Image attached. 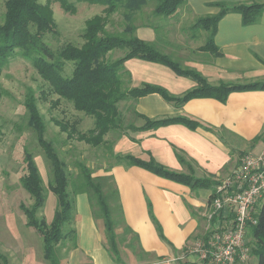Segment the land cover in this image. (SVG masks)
<instances>
[{
	"label": "trees",
	"instance_id": "obj_1",
	"mask_svg": "<svg viewBox=\"0 0 264 264\" xmlns=\"http://www.w3.org/2000/svg\"><path fill=\"white\" fill-rule=\"evenodd\" d=\"M67 12H75V4L70 0H58ZM106 6L105 16L96 15L86 22L82 33L84 43L76 46L68 43L53 49L45 40L49 33L57 32V24L49 5H42L39 0H6L4 20L0 23V70L16 56H21L31 63L40 77L48 84L50 93L56 94L73 104L77 111L94 118V126L86 132L79 130L78 121H56L60 131L67 134L68 139H75L93 147L106 146L111 158L115 161L105 172H110L115 165L126 167H140L159 177L186 185L192 190H212V201L220 182L213 176L196 177L193 173L176 172L159 163L153 157L144 160L132 154L117 153L113 149L114 141L105 137L110 133L121 132L120 138L127 131H147L172 124H182L190 129L202 126L197 120L185 116L163 119H150L134 110L137 118L145 123L140 127L135 124H125L120 104L128 101L137 102L140 98L152 93L160 94L166 101L178 107L196 98H213L226 103L233 92L264 90V82L248 84H220L210 85L197 71L183 68L179 62L166 55L152 43L139 38L136 34L139 26H151L148 22L138 25L137 14L150 0H76ZM187 0H157L153 10L156 16L173 17ZM220 8L219 13L200 17L195 26L203 27L208 36L200 50L217 53L215 34L219 21L228 13L235 12L242 15L243 24L251 25L259 21L264 13V1L252 3H213ZM123 9L124 28L119 32L107 30V20L110 16ZM152 27V26H151ZM124 50V54L114 60L108 54L115 50ZM218 54V53H217ZM141 59L165 65L178 76L190 77L197 82V86L186 91L181 96L170 94L165 88L145 83L131 87V76L125 68L130 59ZM69 63L72 70L68 74ZM48 91H42L41 98L47 100ZM39 98L34 89L29 88L25 96L27 126L34 132L36 141L42 150L51 169L52 180L48 189L57 198V210L50 223L46 218L39 217L47 202L46 188L35 160L34 153L26 149L24 162L26 174L21 179L24 190L32 197L30 206L20 205L27 219V226L34 228L43 238V256L47 264H61L58 247L69 236L76 241V230L64 232L63 228L73 220L74 204L70 198L68 188L70 178L66 163L60 156L54 143L47 139V124L38 106ZM254 140L252 143L255 144ZM180 162L185 163L182 157ZM189 169L191 164L187 163ZM82 179L75 186V194H88L92 207L95 199L99 211L104 219L105 233L108 240V251L116 264H122L120 249L115 232V224L111 218L108 195L105 183L112 179L110 176H92V171L81 165ZM148 211L159 237L170 244L166 238L162 225L154 214L150 200ZM257 223L251 226L252 244H249L250 255L257 258V264H264V204L255 215ZM216 219H214L215 221ZM127 231L134 235L139 243V237L127 226ZM191 237L190 240L196 239ZM189 240V241H190ZM76 247V242H74ZM3 264H9L8 258L0 252Z\"/></svg>",
	"mask_w": 264,
	"mask_h": 264
},
{
	"label": "crops",
	"instance_id": "obj_2",
	"mask_svg": "<svg viewBox=\"0 0 264 264\" xmlns=\"http://www.w3.org/2000/svg\"><path fill=\"white\" fill-rule=\"evenodd\" d=\"M254 1L264 0H187L180 25L189 26L194 21L195 26L198 18L219 13L220 8L212 6L213 3L249 4ZM177 29L181 30L179 26ZM136 34L173 59L177 58L183 68L199 72L210 85L264 82V13L251 25H244L239 13L223 16L215 34L218 54L200 50L207 36L204 44L197 45L194 36L187 40L186 34L179 33L174 37L170 25L164 27L163 33L142 25ZM125 68L130 73L132 87L148 83L181 96L197 86L194 79L178 76L162 64L134 58L125 63ZM136 111L150 119L185 116L201 123L196 129L172 124L147 131L130 130L128 138L120 141L124 149L117 153L127 154L123 153L126 148L137 147L141 152L130 154L144 155V160L153 157L176 172L218 179L228 175L248 149L256 152L264 148V90L233 92L226 103L213 98H196L181 107L152 93L136 102ZM144 123L138 118L135 126ZM254 140L257 142L252 145ZM179 157L185 163L180 162ZM187 163L191 164V169ZM100 176L115 179L124 220L139 237L145 256L138 261L135 256V261L138 264H181L178 258L190 238L198 237L206 228L208 220L204 216L212 208V190L194 191L136 166L115 165ZM80 196L74 208L76 247L70 258L62 260L60 257L61 264H84L87 260L90 264H116L104 243L106 235L94 218L88 197L82 199ZM147 200L151 201L170 244L159 237L149 215ZM152 254L155 259H149ZM193 259L188 261L193 262ZM122 262L125 264L123 259Z\"/></svg>",
	"mask_w": 264,
	"mask_h": 264
},
{
	"label": "rangeland",
	"instance_id": "obj_3",
	"mask_svg": "<svg viewBox=\"0 0 264 264\" xmlns=\"http://www.w3.org/2000/svg\"><path fill=\"white\" fill-rule=\"evenodd\" d=\"M70 1L75 4L74 13L67 12L58 0H39L42 5H49L51 7L57 24V32L54 34L49 33L45 37L46 42L53 49H57L68 43L82 46L84 43L82 33L86 22L96 15H106V6L104 5L77 2L76 0ZM5 3L6 0H0V23L4 20ZM156 4L157 0H150L143 7L142 11L136 16V23L138 25L148 22L158 33H163L164 27L170 25L173 27L174 37L179 33L186 34L187 40L191 36H194L193 41L195 44H204L208 32L203 27L197 26L196 28L194 21H191V25L189 26L180 25L185 5L179 8L173 17L168 18L153 14ZM123 25V9H120L108 18L106 27L110 32H119L124 28ZM178 26L181 30L177 29ZM124 52V50L115 49L108 54V58L114 60L122 56ZM161 52L163 53V51ZM164 54L166 53L164 52ZM174 60L178 59L174 57ZM182 64L184 63L182 62ZM71 70L72 64L69 63L67 73L69 74ZM130 86L132 87V82ZM29 88L34 89L36 96L39 98V110L47 124V139L54 143L60 156L66 163L70 178L68 192L74 208L78 195H81L82 199L88 197L89 203L92 206L91 198L88 194H75V186L80 184L82 179L81 165L87 166L92 171V176L97 177L104 174L105 170L115 162L104 145L93 147L75 139H68L67 134L60 131V128L56 125V121H78L79 130L86 132L93 128L94 118L77 111L72 103L59 98L56 94L50 93L48 84L40 77L37 70L29 61L21 56L11 59L8 65L0 70V252L8 258L9 264H47L43 256V238L38 231L27 226L26 216L20 209L21 204L30 206L33 203L32 197L24 190L21 184V179L26 174V164L24 162L26 149L31 150L35 155L48 198L45 207L39 211L38 216L46 218L47 222L50 223L57 210V198L48 189L49 182L52 180L49 163L37 144L34 132L27 126V113L24 101ZM42 91H48L47 100L41 98ZM120 109L124 116L125 124H136L138 118L134 115V110L136 109L135 101L131 100L120 104ZM128 134L129 131L120 138L121 132L110 133L105 139L110 142L114 141L113 149L115 152H118V150L124 149L121 148L120 141L126 140ZM262 149L256 152L248 149L247 153H260ZM126 150L123 153L134 154V152H141V150H137V147L132 149L126 148ZM138 156L145 158L144 155L138 154ZM233 167H235V164ZM105 192L108 195L111 218L116 226L115 232L121 257L125 261V264H138L134 257L137 256L138 261V259L144 258L145 255L134 235L126 229L128 225L124 220L119 192L114 178L109 179L105 183ZM93 202L94 207H92V212L94 218L100 229L105 233L104 219L99 211V206L95 199ZM263 204L264 194L256 206L255 215L260 212ZM208 213L207 211L204 216L206 220H208ZM72 214L74 217L76 216V209H73ZM74 217L68 227L67 224L64 226V232L73 229L75 223ZM208 224L204 232L198 237H202L206 233ZM247 230V242L251 245L253 241L252 236H250L251 226ZM105 239L104 243L108 247V240L107 238ZM194 240H190L187 244ZM74 242L71 236H69L60 243L58 253L62 260L70 258L69 255L74 249ZM153 258L154 254L149 259ZM178 259H180L179 262L181 264H197L194 259L198 262L197 257L193 259L182 252ZM192 259L193 262L188 261ZM183 260L187 261L182 262ZM0 264H3L1 259ZM84 264H90L89 260ZM204 264L211 263L207 262ZM244 264H257V258L250 255L249 260Z\"/></svg>",
	"mask_w": 264,
	"mask_h": 264
},
{
	"label": "built area",
	"instance_id": "obj_4",
	"mask_svg": "<svg viewBox=\"0 0 264 264\" xmlns=\"http://www.w3.org/2000/svg\"><path fill=\"white\" fill-rule=\"evenodd\" d=\"M217 180L206 233L183 253L197 257V264H244L250 258L247 228L257 223L256 206L264 194V148L243 154L238 165Z\"/></svg>",
	"mask_w": 264,
	"mask_h": 264
}]
</instances>
